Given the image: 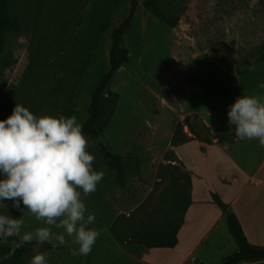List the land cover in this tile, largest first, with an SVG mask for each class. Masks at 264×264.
Returning a JSON list of instances; mask_svg holds the SVG:
<instances>
[{"label":"rangeland","instance_id":"374dc122","mask_svg":"<svg viewBox=\"0 0 264 264\" xmlns=\"http://www.w3.org/2000/svg\"><path fill=\"white\" fill-rule=\"evenodd\" d=\"M82 1L74 3L72 7L75 10L68 12L64 6L66 0H12L20 17V27L8 34L7 43L0 53V109L4 103L11 102L13 107L16 103L27 108L34 106L37 115L61 114L59 109L51 112L52 108L46 101L63 99L61 91L51 94L62 82V91L74 94L70 116H75L81 124L87 120L92 93L109 69L111 33L127 16L131 0L117 1L108 30L98 45L90 47L91 60L79 77L62 63L67 54L81 55L82 33L99 0H89L85 6ZM143 1L138 0L137 17L125 37L131 61L116 73L110 85L120 94L117 106L103 135L99 139L87 137L88 151L95 157L93 167L103 171L104 177L97 190L86 196L82 194V199L88 210L95 214L94 224L99 223L101 238L107 234L105 226L111 229L110 225L117 216H128L147 200L155 187L157 170L166 153L174 151L186 167L191 160L200 161L207 155L211 161L217 156L220 159H216L208 171L213 175L217 169L224 174L231 171L218 150L210 151L209 146L203 148L198 140L183 146H171L178 122L193 118L197 113L215 135L236 137L235 126L229 124V106L242 96L241 93L264 100V0H172L173 13L180 15L176 26L156 18ZM159 2L165 9L166 4L169 5V0ZM51 11L61 15L52 21ZM67 15L79 17L81 22L69 27L67 38L61 37L63 46L53 49L54 52L58 49V54L51 58L53 64L48 66L45 62L47 46L54 45L52 40H46L47 33L51 31L55 36L60 35L59 25ZM77 60L83 63L81 58ZM100 143L125 157L124 186L120 185L116 173L103 158ZM238 148L232 157L241 160L242 169L246 158L254 152L257 154L256 163L250 167L254 168L264 158V147L258 140L240 144ZM247 169L243 170L248 173ZM193 171L197 179L208 178L204 169L193 167ZM216 179L210 180L213 188H217ZM0 214L21 219V235L44 226L25 209L22 202L19 209L13 207L11 200L0 202ZM222 223L205 246L209 249L208 258L206 255V258L202 257L205 250H201L195 253L197 260L191 264H198L200 259L208 264H220L223 256L237 249L226 220ZM52 231L57 235L63 234L61 229L53 228ZM102 245L103 249L111 251L112 259L117 256L116 261H123L120 255L147 249L144 245L121 244L117 240L115 245L113 238L109 241L107 237ZM69 248H78V245L72 242L71 246L59 250H39L46 253L47 264L94 263L93 257L71 255ZM246 263L264 264V261L240 264Z\"/></svg>","mask_w":264,"mask_h":264},{"label":"trees","instance_id":"16d2710c","mask_svg":"<svg viewBox=\"0 0 264 264\" xmlns=\"http://www.w3.org/2000/svg\"><path fill=\"white\" fill-rule=\"evenodd\" d=\"M88 1L83 0V6L87 5ZM117 1H97L91 13V19L82 33L84 38L81 41L83 44L81 55L76 56L77 53L72 52L67 54L63 59L62 64L67 69H70L71 73L77 74L80 77L85 72L92 57L90 47L98 45L103 39L104 33L109 28L110 19ZM76 2H80V0H66L64 6H67L68 12L75 10L73 5ZM138 4V0H131V7L127 16L111 33L109 69L101 76L92 93L91 102L88 107L89 116L82 123L83 132L86 137L99 139L103 135L119 101L120 94L112 90L110 85L116 73L131 61L130 51L125 44V37L137 17ZM143 4L160 21L170 26L178 24L180 15L173 13L172 0H169V5L166 4V9L162 7L159 0H144ZM49 15L53 21L61 14L51 11ZM80 22L81 18H71L67 15L62 19L61 26L59 25L61 28V31L59 30L60 35L55 36L51 31L47 33L46 40H52L54 45V47L51 45L47 46L48 56L45 62L48 66L53 64L51 58L58 54V49L55 50L56 52L53 49L63 46L61 37L67 38L70 32L69 27L72 24L78 25ZM19 27L20 17L12 4V0H0V53L4 50L7 43L8 34L18 30ZM72 56L74 60H72ZM77 58L79 61L81 58L83 63L78 62ZM262 59H264V53ZM63 86L62 82L59 83L51 93L61 91L60 93H63L61 98L63 99L54 98L53 100L46 101V103L52 108L51 112L59 109L61 114L70 116L73 110L72 102L74 94L63 92ZM68 90L72 91V89ZM22 105L26 107V105ZM13 106L11 102L3 104L0 109V120L6 119L11 115ZM29 110L37 115V109L34 106L29 107ZM185 127H188V131H185ZM214 138H218L219 141H243L238 137L228 134H212L210 127L195 114L193 118L188 117L185 121L176 124L170 143L171 146L177 147L192 139L211 143ZM100 150L109 168L116 173L120 185L124 186L125 157L122 154L113 152L104 143H100ZM164 161L166 163L163 162L158 167L157 181L147 200L131 211L128 216L120 215L113 221L111 229L119 243L140 244L148 248H174L178 244V231L184 222V216L192 202V177L174 151L166 153ZM212 198L219 206H225L217 194L212 193ZM147 209L150 211H147ZM225 219L229 232L236 240L238 247L232 253L224 256L220 264H240L242 262L264 260V245L254 244L249 241L237 214L228 210ZM18 240V237H9L6 243L0 240V264H29L31 257L34 255L32 249L35 244L33 242V244L15 247ZM53 248L52 244L45 243L39 249L50 250ZM198 264L208 263L199 260Z\"/></svg>","mask_w":264,"mask_h":264},{"label":"clouds","instance_id":"9594fccd","mask_svg":"<svg viewBox=\"0 0 264 264\" xmlns=\"http://www.w3.org/2000/svg\"><path fill=\"white\" fill-rule=\"evenodd\" d=\"M264 87V85H262ZM229 124L241 140H258L264 147V100L257 96L238 97L229 106ZM89 141L75 116L36 115L16 103L11 115L0 120V202L13 201L44 226L21 235L23 221L0 214V240L18 237L15 247L35 244L29 264H47L45 243L66 244L71 238L78 248L73 256H87L100 233L93 227L95 214L86 207L83 195L97 190L104 177L94 167ZM61 229L55 234L52 229Z\"/></svg>","mask_w":264,"mask_h":264},{"label":"crops","instance_id":"0c3cea01","mask_svg":"<svg viewBox=\"0 0 264 264\" xmlns=\"http://www.w3.org/2000/svg\"><path fill=\"white\" fill-rule=\"evenodd\" d=\"M241 95L244 94L241 93ZM203 121L210 127L205 120ZM196 140L198 139H192L188 142ZM248 141L249 140H236L234 142L219 141L218 138H214L211 143L200 141V143L203 144V148L209 146L210 151L218 150L227 160L226 162L231 171L228 174H224L217 169L218 173L216 172L214 175L208 171L209 166H214V162L220 159L217 156H215V158L213 157L211 161L206 155V158L203 156L200 161L191 160L190 163H186L188 167H185L192 177V202L184 216V222L178 231V244L174 248L146 247L147 249H138L133 253L129 252L128 254L120 255L123 261H116L117 256L112 259V257H110L111 251L102 248L104 246L102 242L106 241V237L109 241L113 238L115 245L117 240L113 232L110 231L112 229L105 226L104 229L107 232V234H105L106 236L101 238L99 235L92 251L86 258L93 257V264H191L197 260L194 256L195 253L201 250H205V254L202 257L208 258L209 249L205 246L212 234L223 224L222 222L226 220L225 216L228 210L237 214L250 242L264 245V158L257 166L255 164L253 168L250 166L256 163L257 154L254 152L251 157H247L244 167L245 169L250 168V170L247 169V173L243 170L244 168H240L241 160L239 159L238 161V159L232 157L233 152L239 149L238 145L246 144ZM179 146H183V144ZM243 158L244 157H241V159ZM164 162L166 163V161ZM193 167H197L199 170L204 169L208 178H206V180L197 179L194 175ZM214 179L217 180V188L210 186V180ZM212 193L217 194L222 199L225 205L224 207L219 206L217 202L213 200ZM111 226L112 225H110V227ZM93 228L99 233L101 232L99 223L94 224ZM109 232H111V234ZM111 235L113 237H111ZM66 241L65 245H59L57 242L51 243L54 246L53 250L71 246L72 240L66 237ZM151 249L156 251H151ZM200 261L203 260L200 259Z\"/></svg>","mask_w":264,"mask_h":264}]
</instances>
